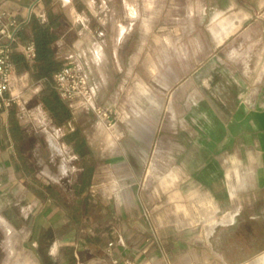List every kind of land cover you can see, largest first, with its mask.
Returning a JSON list of instances; mask_svg holds the SVG:
<instances>
[{"label": "rangeland", "instance_id": "rangeland-1", "mask_svg": "<svg viewBox=\"0 0 264 264\" xmlns=\"http://www.w3.org/2000/svg\"><path fill=\"white\" fill-rule=\"evenodd\" d=\"M31 6L36 13L39 7L60 8L57 0H0L5 16L13 12L20 17ZM238 10V0H153L146 15L134 7L132 30L119 46L105 48L98 63L90 54L82 57L79 71L92 88L98 110L79 103L69 108L71 128L79 129L96 160L92 171L81 167L71 146L65 150L60 144L66 129L56 126L43 109L38 92L34 94L36 86L14 77L12 109L29 133L25 162L30 163L28 157L34 154L36 167L54 170L65 158L67 176L59 185H73L79 174L90 190L81 200L73 197L76 220L97 232L108 231V236L113 226L125 241L143 250L211 247L234 253L242 247L248 253L246 264H264V242L255 239L264 226L216 224L208 234L210 222L224 213L207 192L213 160L210 122L222 126L245 93L264 86V31L244 32L243 37L239 30L230 31L239 27ZM116 55L124 65L115 71L111 57ZM38 106L49 125L31 111ZM139 110L136 116L134 111ZM51 125L57 129L58 143L52 137L49 141L56 142L62 158L51 155L44 143L54 134ZM115 129L116 144L110 145L105 136ZM222 158V152L217 154L221 172ZM35 179L45 187L55 186L41 174ZM29 181L35 188L36 183ZM29 221L0 229V264H53L47 255L48 235H41L34 247Z\"/></svg>", "mask_w": 264, "mask_h": 264}, {"label": "crops", "instance_id": "crops-1", "mask_svg": "<svg viewBox=\"0 0 264 264\" xmlns=\"http://www.w3.org/2000/svg\"><path fill=\"white\" fill-rule=\"evenodd\" d=\"M57 1L60 5L58 11L49 7L43 11L42 7H39L35 19L38 20L42 13L45 15L43 22L57 19V38L53 44L55 59L63 65L71 64L82 70L84 55L90 54L98 63L97 59L104 55L105 48L119 46L127 32L132 30L137 15L134 7L143 9L146 15L150 13L153 0ZM238 1L240 24L237 29L230 27V31L239 30L242 37L244 32L247 35L248 32L264 31V0ZM232 5L234 4L232 3L229 9H232ZM28 10L29 8L25 13H20V17H15L13 12L7 13L3 20L7 25H10L11 18H14L15 22L21 21L27 16ZM41 11L43 12L40 13ZM57 12L59 13L56 15ZM30 24L31 22L20 29L25 31V38L20 39L21 41L32 40ZM111 63L116 71L122 69L124 60L116 55L111 57ZM16 75L25 81V84L36 86L34 94L41 89L42 83L31 82L26 70L16 68ZM31 111H37L43 124H50L49 118L42 114L44 112L41 107H35ZM134 114L140 116L141 110L134 111ZM51 126L49 128L54 134L47 136L44 143L51 155L61 157V153L56 151L49 141L52 137L57 142V129ZM27 132L17 110L12 109V106L7 111L0 110V229L7 230V225L11 224L23 225L24 220L29 219L34 247L41 235H48L47 255L52 257L53 264H113L114 260L121 264L125 258L132 259L135 264L247 263L248 253L242 247L231 253L226 248L213 250L211 247H191L170 251L164 246L157 252L152 248L140 249L129 240L125 241L113 226L110 227V236L108 231L97 232L90 229L83 221L76 220L71 211L74 205L73 197L81 200L90 191L85 187L81 190V196L73 192L72 186L81 184V176L77 174L74 184L66 188L58 183L63 176H67L63 173L66 170L65 158L61 157L60 166L54 170L36 167L34 154L28 157L30 163L25 162L24 146L29 137ZM134 133L138 136L137 130ZM117 136L115 129L113 134H106L105 141L115 145L114 138ZM60 144L66 146L65 150L70 147L64 142ZM208 144L210 152L213 146V160L208 171L207 192L214 206L224 211L218 220L210 222L208 234L216 224L233 226L236 223H254L263 227L264 86L251 88L245 93L226 116L222 126L210 122ZM37 146L38 144L31 148V153L36 152ZM221 152L225 165L223 172L217 168V154ZM39 174L47 177L55 186L45 187L38 182L35 178ZM30 179L36 183L35 188L29 185ZM33 189L41 191L44 200L35 195ZM8 212H13L14 216L8 215ZM255 239L264 242V233ZM262 259L264 261V256Z\"/></svg>", "mask_w": 264, "mask_h": 264}, {"label": "trees", "instance_id": "trees-1", "mask_svg": "<svg viewBox=\"0 0 264 264\" xmlns=\"http://www.w3.org/2000/svg\"><path fill=\"white\" fill-rule=\"evenodd\" d=\"M56 20H48L47 22H40L35 18L31 20L30 31L35 46V59L32 65H29L20 53H13L12 60L17 70L24 69L28 72L31 82L42 83L41 89L38 92L39 102L53 123L58 127L66 129L63 142L71 146L74 152L79 155L81 167L92 171L96 162L93 153L79 129L71 128V125L74 124L71 109L61 99L51 84L52 75L62 67L61 63L55 59L53 50V44L57 38L55 33ZM18 37L21 40L24 39L25 31L19 30ZM90 174L91 172L88 173V175ZM85 177L86 174H83V178ZM85 187L86 185L81 183L80 185H73L72 189L77 196H81V190L85 189ZM32 192L44 200V195L41 191L34 190Z\"/></svg>", "mask_w": 264, "mask_h": 264}, {"label": "built area", "instance_id": "built-area-1", "mask_svg": "<svg viewBox=\"0 0 264 264\" xmlns=\"http://www.w3.org/2000/svg\"><path fill=\"white\" fill-rule=\"evenodd\" d=\"M33 7L29 8L27 16L21 21L15 22L9 19L10 25L3 23L5 13L0 10V110L2 111H7L16 98L10 92L12 81L16 76V66L12 60V54L20 53L29 65L34 63L35 46L33 41H21L18 37V31L30 23L33 18H37ZM38 20L45 21V15L42 13ZM51 84L70 108H74L79 103L81 107L98 110L94 103L95 95L92 88L88 87L83 75L71 64H65L57 70L52 75ZM113 264H118V261L114 260ZM121 264H135V262L125 258Z\"/></svg>", "mask_w": 264, "mask_h": 264}, {"label": "bare ground", "instance_id": "bare-ground-1", "mask_svg": "<svg viewBox=\"0 0 264 264\" xmlns=\"http://www.w3.org/2000/svg\"><path fill=\"white\" fill-rule=\"evenodd\" d=\"M50 143L53 145V147H55L56 149H58V146H57V144H56V142L54 140L51 139Z\"/></svg>", "mask_w": 264, "mask_h": 264}]
</instances>
